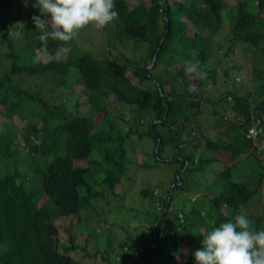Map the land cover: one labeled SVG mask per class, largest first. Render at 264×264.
Wrapping results in <instances>:
<instances>
[{"label":"trees","instance_id":"1","mask_svg":"<svg viewBox=\"0 0 264 264\" xmlns=\"http://www.w3.org/2000/svg\"><path fill=\"white\" fill-rule=\"evenodd\" d=\"M34 2L0 0V117L7 119L0 156L12 162L0 176V264H83L71 254L82 246L57 239V219L85 223L82 212L102 194L124 191L134 165L163 168L166 189L139 190L149 208L144 223L115 222L95 236L104 263L195 264L202 235L247 212L264 189V0H115L119 18L101 31L108 45H129L132 57L50 40V52L71 48L61 62L36 61ZM219 46L227 54L237 46L240 60L249 54V89L235 85L232 73L242 67L231 60L220 79L218 62H209ZM186 60L207 75L188 73ZM38 75L77 94L74 107L55 103V85L44 93L21 85ZM252 214L257 228L263 216Z\"/></svg>","mask_w":264,"mask_h":264},{"label":"rangeland","instance_id":"2","mask_svg":"<svg viewBox=\"0 0 264 264\" xmlns=\"http://www.w3.org/2000/svg\"><path fill=\"white\" fill-rule=\"evenodd\" d=\"M227 20V19H226ZM233 21V16L229 12L228 13V21L225 25L226 29H229ZM223 39L225 35L222 36ZM105 37L101 31V29H97L94 25L86 26L79 32V35L75 38L76 44L80 49L91 51L96 55H105L106 52H109L111 56L118 57V58H127L132 57V52L130 50L129 45H125L121 42L115 41V45L110 46L104 40ZM223 42H227L223 41ZM225 46L216 47L214 52V57L209 59L210 61H217L219 66V70H223L226 66L228 60L236 62L238 65L242 67L241 72H233L232 77H235L234 81L238 83H243L242 86H237L241 90H247L250 88L251 79H250V58L249 54L246 56L248 60H240L238 58V51L239 49L235 46L234 50L231 53H226ZM246 53V52H244ZM241 55L243 53H240ZM243 75V76H242ZM223 77L222 71L220 73V79ZM243 77V81L240 79ZM229 81V80H228ZM59 79L50 76V75H38L34 77H28L24 80H20L21 85L24 88L29 90H38L41 92H46L50 86L55 85L54 92L57 94L55 103H61L66 108L74 107V102L76 95L70 94L71 92L67 93L63 91L62 85H58ZM75 92L79 91V87H74ZM222 90V89H221ZM80 101V109L86 110L87 104H83V97L79 96L78 98ZM112 99V98H111ZM112 101V100H111ZM52 103V101H51ZM112 106V112L114 113L115 110H119V105L110 103ZM221 108H218V111L221 112ZM229 109H226L224 113L229 115ZM99 118V114L97 115ZM7 121V119L3 116L0 117V132L3 131L2 122ZM202 125H205L201 123ZM15 127L19 130V126ZM207 134L212 135L215 134V130H210L208 126H204ZM19 133V132H18ZM19 141L20 135L17 134ZM145 137L136 144L137 148H140V143H145ZM23 143V142H22ZM25 148V147H23ZM27 149V148H26ZM24 150V149H23ZM10 158H4L0 156V176L8 172L12 169V162H10ZM8 167V168H7ZM7 168V169H6ZM7 170V171H6ZM198 173L194 176L197 177ZM210 175V174H208ZM127 177L129 178L128 185L126 184L124 191H122L118 196H113L109 192L108 196L106 194H102V198L100 202H96L94 208L86 209L82 212L85 220V223H82V219L78 218L76 215L73 216H61L57 219V226H58V235L57 239L60 242H64L66 244H73V245H80L84 249H78L75 251H71V254L76 258L80 259L83 264H105L102 259V254L99 252V248H101V244H95V236L96 235H105V230L111 227V224L119 223L121 225L126 226V229H133L136 224L144 223L145 220L149 219V215L147 211L149 208L145 206L144 200L142 198L141 193H139L140 189L143 186H154L158 185L160 190L163 191L166 189V183L164 180L165 172L164 169H151V170H144L138 166H132L129 172H127ZM249 185L253 186L251 182ZM160 190L155 189L154 193L156 195L159 194ZM121 189L117 188L116 192H120ZM185 194V193H184ZM112 196V197H111ZM258 215V213L262 214V222L260 226L257 225V230L264 229V189L261 188L260 191L254 196L253 203L248 206L247 214ZM253 215V214H252ZM255 222V218L249 216ZM168 218L169 221L173 219L171 216ZM82 223V224H79ZM87 223V224H86ZM79 224V225H78ZM118 224V225H119ZM256 225V222H255ZM254 225V226H255ZM93 228L94 231L92 234L89 233L88 230ZM115 231V229H113ZM119 235V230H116ZM148 230H146L147 232ZM112 236V235H111ZM113 237V236H112Z\"/></svg>","mask_w":264,"mask_h":264},{"label":"clouds","instance_id":"3","mask_svg":"<svg viewBox=\"0 0 264 264\" xmlns=\"http://www.w3.org/2000/svg\"><path fill=\"white\" fill-rule=\"evenodd\" d=\"M33 7L40 15L31 20L40 31L41 47L36 61L41 58L61 62L70 47L49 51V41L67 45L86 26L103 29L119 18L115 0H35ZM198 53L192 50L195 57ZM185 70L199 77L206 72L200 69L199 61H184ZM255 222L244 210L226 222L214 226L202 235L201 247L192 255L195 264H264V229L257 230Z\"/></svg>","mask_w":264,"mask_h":264},{"label":"built area","instance_id":"4","mask_svg":"<svg viewBox=\"0 0 264 264\" xmlns=\"http://www.w3.org/2000/svg\"><path fill=\"white\" fill-rule=\"evenodd\" d=\"M257 130L255 129V127H251L249 129V134L248 136H254L256 134Z\"/></svg>","mask_w":264,"mask_h":264}]
</instances>
